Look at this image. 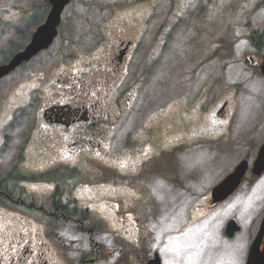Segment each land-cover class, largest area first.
I'll use <instances>...</instances> for the list:
<instances>
[{
    "label": "rangeland",
    "instance_id": "1",
    "mask_svg": "<svg viewBox=\"0 0 264 264\" xmlns=\"http://www.w3.org/2000/svg\"><path fill=\"white\" fill-rule=\"evenodd\" d=\"M37 1L43 2L0 0V64L9 60V40L22 41L14 29L27 26ZM249 25L264 31V0H72L53 44L1 79L0 178L14 167L38 176L24 190L25 200L31 191L59 185L57 192L89 208L86 223L97 225L93 236L102 245L90 248L72 223L51 219L46 264H79L90 251L91 264H143L155 251L162 264L245 263L255 229L249 222L264 208V179L250 194L245 183V197L235 193L203 215L200 209L206 193L245 153L253 160L264 140V75L247 40ZM127 41L136 45L129 61L103 83L109 59ZM83 79L98 84L99 108L110 112L100 120L101 132L73 137L43 125L44 106L85 96L78 87ZM223 102L222 116L233 114L228 132L204 138L222 131L216 111ZM110 127L115 130L107 136ZM132 136L139 141L129 146ZM150 146L156 153L144 162ZM123 149L120 159L110 156ZM230 220L240 230L227 238ZM18 221L0 209V239L10 228L21 229ZM6 247L0 240L3 264Z\"/></svg>",
    "mask_w": 264,
    "mask_h": 264
},
{
    "label": "flooded vegetation",
    "instance_id": "2",
    "mask_svg": "<svg viewBox=\"0 0 264 264\" xmlns=\"http://www.w3.org/2000/svg\"><path fill=\"white\" fill-rule=\"evenodd\" d=\"M128 45V43H127ZM120 43V48L118 49L115 58L109 59V64L111 65V69L106 71V74H102L103 83H107V80H110L112 75L111 73H116L120 70L122 64L125 60L129 61V53H130V45L126 47ZM105 76L107 80L105 79ZM72 83V82H71ZM109 86V85H108ZM79 89H83L85 96L83 98H79L77 95H72L70 102H62V101H54V103L48 104L44 106L42 110L41 120L43 121V125L54 127H62L64 131L67 133H72L73 137H79L80 134L91 132L95 133L99 131L98 120L103 119L106 121L109 113L102 112L99 108L100 102V88L98 84L94 82L86 81V79L82 80L78 85ZM111 87V86H109ZM95 94V98L92 97ZM99 99V100H98ZM129 103V102H128ZM130 104V103H129ZM127 104V105H129ZM226 102L217 109V113H221L222 110L226 108ZM53 108V110H50ZM222 120L223 125L228 127L231 118L226 116ZM99 129V130H98ZM65 133V134H67ZM251 174V167L248 168L245 179L249 178ZM264 174V172L262 173ZM262 174L258 177L253 178V180L249 179L246 183H248L249 187L253 188L254 184H256L260 179ZM256 179V180H254ZM256 181V182H255ZM243 182V181H242ZM244 183V182H243ZM90 188V187H87ZM49 186L46 189L41 190L40 193H36L31 191V194L37 197V204L35 203H24L23 200L18 199L17 201H13L10 198L9 194H5L0 190V199H2V195L8 197L7 204H11L12 208H1L9 211V214L14 215L12 212L17 213L20 217L21 221L19 223L24 222V225L28 227H32L31 231H20L16 228H10L1 236V241L6 243L7 249L9 248V252L6 256L7 264H39L46 263L44 259L47 252L43 250L44 248V239H49L50 236V214L51 211V194L49 191ZM1 203V202H0ZM216 205L211 204L209 202V207L207 210H211ZM16 223V221L14 222ZM25 229V228H23ZM33 243H37L39 247L35 249L30 248V245ZM15 247V252L11 251V247ZM0 264H3L0 262Z\"/></svg>",
    "mask_w": 264,
    "mask_h": 264
},
{
    "label": "water",
    "instance_id": "3",
    "mask_svg": "<svg viewBox=\"0 0 264 264\" xmlns=\"http://www.w3.org/2000/svg\"><path fill=\"white\" fill-rule=\"evenodd\" d=\"M70 0H49L51 10L44 24L39 26L32 34L30 43L24 50L17 53L7 63L0 65V79L9 74L23 62L30 60L41 50L50 46L57 35V26L60 23V15L65 5ZM261 73L264 74V61L261 65ZM246 170V162L239 164L233 173L217 185L212 191L213 202H220L228 197L239 185L241 178ZM264 170V144L261 147L258 157L254 163L253 174L259 175ZM239 227L234 221H230L226 226L225 233L232 237ZM147 264H160L157 256ZM246 264H264V217L262 219L259 231L251 243Z\"/></svg>",
    "mask_w": 264,
    "mask_h": 264
},
{
    "label": "trees",
    "instance_id": "4",
    "mask_svg": "<svg viewBox=\"0 0 264 264\" xmlns=\"http://www.w3.org/2000/svg\"><path fill=\"white\" fill-rule=\"evenodd\" d=\"M48 2L47 0H43V2H34L31 5V10L33 11L31 14H29L28 19L31 20L28 22L27 26L23 27L20 26L16 29V34L20 35L19 38L22 39L21 42L19 43H14L13 41L9 42L8 45V55L9 58L11 55H13L15 52H17L19 49H21L23 46H17L18 44L22 43V42H26V40H28L29 38V31L27 30L28 26L32 25L35 26L39 20H41L42 18H44V16L46 15V12L48 11ZM24 33L26 35V38L24 39ZM248 40L251 44V46L258 52H261V50L264 47V32L260 31L252 26L249 25V33H248ZM5 184L8 185V187H5ZM3 187V192L6 193H10L11 191H13L14 187H15V183L8 180H4L3 182L0 183V188ZM13 193V192H12ZM58 198L55 200L53 206V212H52V217L56 218L58 220L61 221H72L76 224V227L83 232H87L88 235L90 236V241L91 244L93 246H97L99 249V251H101V246H99L98 244L95 243V241L93 240V237L91 236V231L86 228L84 221L86 220V218L88 217V215L90 214V211L88 209H81L78 205H77V201L70 197L69 195L66 197V201L64 202L62 200L61 197H63V193L62 192H58ZM62 200V201H61ZM86 259L88 257H85ZM91 257L89 256V259ZM88 263V262H87ZM79 264H86L84 262V260L82 259L80 261Z\"/></svg>",
    "mask_w": 264,
    "mask_h": 264
}]
</instances>
